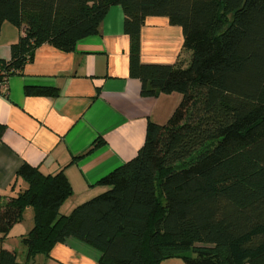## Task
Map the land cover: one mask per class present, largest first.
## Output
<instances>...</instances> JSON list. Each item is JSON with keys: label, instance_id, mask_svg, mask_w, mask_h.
<instances>
[{"label": "trees", "instance_id": "obj_1", "mask_svg": "<svg viewBox=\"0 0 264 264\" xmlns=\"http://www.w3.org/2000/svg\"><path fill=\"white\" fill-rule=\"evenodd\" d=\"M112 6L123 13L140 95L180 101L164 125L148 121L136 155L97 182L105 191L68 215L59 212L72 194L63 173L21 164L15 177L25 189L0 197V243L27 208L33 223L20 240L23 262L0 249V264H34L69 238L98 251L97 264H264V0H0V29L24 28L0 59V87L40 45L68 53L98 34ZM148 17L181 29L186 61L140 62Z\"/></svg>", "mask_w": 264, "mask_h": 264}, {"label": "crops", "instance_id": "obj_2", "mask_svg": "<svg viewBox=\"0 0 264 264\" xmlns=\"http://www.w3.org/2000/svg\"><path fill=\"white\" fill-rule=\"evenodd\" d=\"M123 21L121 8L110 7L98 34L78 41L68 53L40 45L21 74L8 77L0 87V125L4 127L0 197L8 199L25 189V183L15 177L23 163L45 175L62 172L72 194L59 212L68 215L105 191L97 182L136 155L148 121L167 122L180 96L140 95L139 80L129 77V38ZM19 37L18 29L7 23L1 26V60H9L10 45ZM139 58L142 64L186 61L189 54L182 50L181 29L163 17L146 18L140 30ZM27 88H49L56 95H28ZM97 140L102 144L86 154ZM32 223V210L27 208L0 243V249L16 252L20 263L25 254L20 240ZM99 257L95 249L69 238L56 244L48 257L37 255L34 264H97Z\"/></svg>", "mask_w": 264, "mask_h": 264}, {"label": "rangeland", "instance_id": "obj_3", "mask_svg": "<svg viewBox=\"0 0 264 264\" xmlns=\"http://www.w3.org/2000/svg\"><path fill=\"white\" fill-rule=\"evenodd\" d=\"M185 255L189 257H193L191 253H187ZM161 264H184V263L182 262L180 258H172V259L164 260Z\"/></svg>", "mask_w": 264, "mask_h": 264}, {"label": "built area", "instance_id": "obj_4", "mask_svg": "<svg viewBox=\"0 0 264 264\" xmlns=\"http://www.w3.org/2000/svg\"><path fill=\"white\" fill-rule=\"evenodd\" d=\"M22 32H24V28H22V29L20 30V33H22Z\"/></svg>", "mask_w": 264, "mask_h": 264}]
</instances>
